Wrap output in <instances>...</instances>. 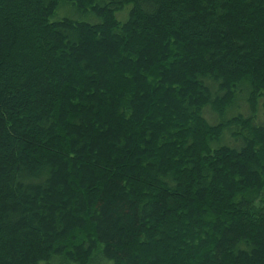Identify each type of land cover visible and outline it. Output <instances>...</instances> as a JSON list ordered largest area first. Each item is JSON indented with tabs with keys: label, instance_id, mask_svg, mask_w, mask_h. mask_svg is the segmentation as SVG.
<instances>
[{
	"label": "trees",
	"instance_id": "trees-1",
	"mask_svg": "<svg viewBox=\"0 0 264 264\" xmlns=\"http://www.w3.org/2000/svg\"><path fill=\"white\" fill-rule=\"evenodd\" d=\"M262 109L264 0H0V264H264Z\"/></svg>",
	"mask_w": 264,
	"mask_h": 264
},
{
	"label": "rangeland",
	"instance_id": "rangeland-1",
	"mask_svg": "<svg viewBox=\"0 0 264 264\" xmlns=\"http://www.w3.org/2000/svg\"><path fill=\"white\" fill-rule=\"evenodd\" d=\"M125 12H126L125 9H124L123 11L119 12V13L117 14L118 18H120V19H124V17L126 16ZM204 112H205L206 117H207L209 120H214V114L211 112V110H210L209 108L205 109ZM262 113H263V115H264V109H262ZM39 264H45V263H44V262H41V263H39ZM53 264H57V263L54 262Z\"/></svg>",
	"mask_w": 264,
	"mask_h": 264
}]
</instances>
